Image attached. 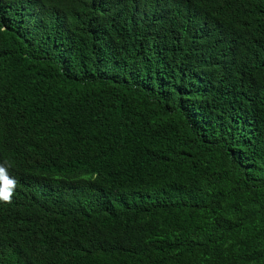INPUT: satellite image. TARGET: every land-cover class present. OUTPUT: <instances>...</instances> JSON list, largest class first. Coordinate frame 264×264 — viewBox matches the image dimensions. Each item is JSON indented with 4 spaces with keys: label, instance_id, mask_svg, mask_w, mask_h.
<instances>
[{
    "label": "trees",
    "instance_id": "trees-1",
    "mask_svg": "<svg viewBox=\"0 0 264 264\" xmlns=\"http://www.w3.org/2000/svg\"><path fill=\"white\" fill-rule=\"evenodd\" d=\"M0 264H264V0H0Z\"/></svg>",
    "mask_w": 264,
    "mask_h": 264
},
{
    "label": "clouds",
    "instance_id": "clouds-1",
    "mask_svg": "<svg viewBox=\"0 0 264 264\" xmlns=\"http://www.w3.org/2000/svg\"><path fill=\"white\" fill-rule=\"evenodd\" d=\"M17 181L8 176L6 169L0 166V190L5 194H0V200L4 202H11L13 192L15 190Z\"/></svg>",
    "mask_w": 264,
    "mask_h": 264
},
{
    "label": "snow or ice",
    "instance_id": "snow-or-ice-1",
    "mask_svg": "<svg viewBox=\"0 0 264 264\" xmlns=\"http://www.w3.org/2000/svg\"><path fill=\"white\" fill-rule=\"evenodd\" d=\"M0 194H5V193L3 192V190H0Z\"/></svg>",
    "mask_w": 264,
    "mask_h": 264
}]
</instances>
